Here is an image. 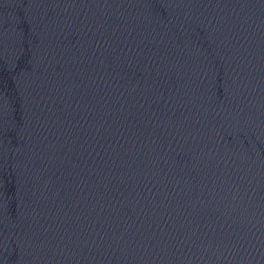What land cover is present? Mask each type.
Wrapping results in <instances>:
<instances>
[{
  "label": "water",
  "instance_id": "95a60500",
  "mask_svg": "<svg viewBox=\"0 0 264 264\" xmlns=\"http://www.w3.org/2000/svg\"><path fill=\"white\" fill-rule=\"evenodd\" d=\"M0 264H264V0H0Z\"/></svg>",
  "mask_w": 264,
  "mask_h": 264
}]
</instances>
